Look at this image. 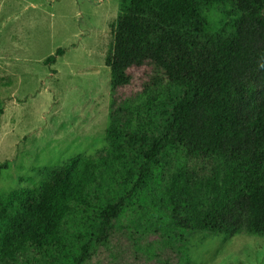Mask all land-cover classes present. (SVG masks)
<instances>
[{"label":"trees","instance_id":"16d2710c","mask_svg":"<svg viewBox=\"0 0 264 264\" xmlns=\"http://www.w3.org/2000/svg\"><path fill=\"white\" fill-rule=\"evenodd\" d=\"M111 32L107 144L0 197V264H188L192 235L264 238V0H119Z\"/></svg>","mask_w":264,"mask_h":264},{"label":"rangeland","instance_id":"374dc122","mask_svg":"<svg viewBox=\"0 0 264 264\" xmlns=\"http://www.w3.org/2000/svg\"><path fill=\"white\" fill-rule=\"evenodd\" d=\"M118 4L0 0V197L36 188L69 159L105 148L111 78L104 60ZM187 248L188 264H264V238L244 231L192 235Z\"/></svg>","mask_w":264,"mask_h":264}]
</instances>
